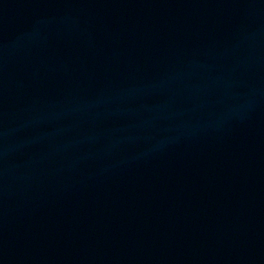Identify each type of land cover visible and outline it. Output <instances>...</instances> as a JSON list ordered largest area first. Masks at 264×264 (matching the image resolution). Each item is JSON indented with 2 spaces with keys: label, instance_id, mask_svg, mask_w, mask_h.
I'll use <instances>...</instances> for the list:
<instances>
[{
  "label": "water",
  "instance_id": "obj_1",
  "mask_svg": "<svg viewBox=\"0 0 264 264\" xmlns=\"http://www.w3.org/2000/svg\"><path fill=\"white\" fill-rule=\"evenodd\" d=\"M0 264H264V0H0Z\"/></svg>",
  "mask_w": 264,
  "mask_h": 264
}]
</instances>
